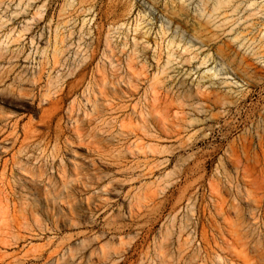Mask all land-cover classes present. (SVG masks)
<instances>
[{
  "label": "rangeland",
  "instance_id": "374dc122",
  "mask_svg": "<svg viewBox=\"0 0 264 264\" xmlns=\"http://www.w3.org/2000/svg\"><path fill=\"white\" fill-rule=\"evenodd\" d=\"M214 1L0 0V264H264V0Z\"/></svg>",
  "mask_w": 264,
  "mask_h": 264
},
{
  "label": "bare ground",
  "instance_id": "6f19581e",
  "mask_svg": "<svg viewBox=\"0 0 264 264\" xmlns=\"http://www.w3.org/2000/svg\"><path fill=\"white\" fill-rule=\"evenodd\" d=\"M222 3V0H215L214 1V5L213 7L214 8H217L221 5ZM168 13H170L171 15H174L172 11L170 10H167ZM189 42L191 44H199L200 43V38L198 35L196 34H191L189 36ZM224 52V51H223ZM158 57V56H157ZM220 62L225 66V67H228V65L223 62L222 59H220ZM198 66V65H197ZM220 66V64H219ZM196 67V66H195ZM163 68V72L164 73H167L169 72V69L171 68V66H169L168 62H165V64H163L162 66ZM41 69V68H40ZM189 71V70H188ZM187 71V72H188ZM37 76V75H36ZM181 81V80H180ZM197 84H206V85H213V84H216V85H219V86H223V85H226L228 83H230L227 79V77H224V78H219V79H216L214 74L211 73V68L208 67L204 70H201V73L199 75V78L197 79ZM234 83H237V81ZM56 94V93H55ZM209 99V96L205 93H202V92H197L195 93L194 95H191V98L190 99H187L185 101V104L186 106L188 107V109L190 110V112H193V113H202L204 112L207 108H206V103ZM209 105V104H208ZM155 113V112H154ZM139 115V114H138ZM69 118V117H68ZM27 125V124H26ZM75 126V125H74ZM139 126V125H138ZM184 127V126H183ZM75 131V129H74ZM76 133V132H75ZM79 145V144H78ZM127 147V146H126ZM154 147V146H153ZM126 149V148H125ZM86 150V149H85ZM117 155V154H116ZM27 157H30V155H27ZM75 156H72L71 157V162H72V165L74 166H77L78 163L77 161L74 159ZM55 158V157H54ZM144 160V159H143ZM146 161V160H145ZM132 162V161H131ZM73 166V167H74ZM127 167V166H126ZM131 170V169H130ZM24 173V172H23ZM31 173V178H22V181L26 184V186L29 188V189H33L37 192V194L40 196L41 199H43L45 202H47L49 200V197L46 195H44V192H47L49 191L48 187H50L52 185V182H53V179L50 177L48 178V181L46 183H43L42 184V190H44L43 194L41 193L40 194V189H39V182L33 177L34 174H37L36 176H38V178H40L43 174V171L42 169L38 168L37 169V173L34 172V169L32 171H30ZM62 173V171H61ZM60 175V174H59ZM61 176V175H60ZM59 176V177H60ZM30 177V176H29ZM61 179V178H60ZM106 185V184H105ZM137 185V184H136ZM146 185V184H145ZM73 189V188H71ZM144 192V191H143ZM153 193V192H152ZM143 195V194H142ZM138 196V195H136ZM143 197V196H142ZM31 198V197H30ZM54 200V199H53ZM103 200H105L103 198ZM85 201V199H84ZM90 201V200H89ZM88 200L85 201V202H82L80 201L78 204L79 205H83L82 203H85L86 205H88L90 202ZM100 203H104L102 200H99ZM12 204V203H11ZM26 205V204H25ZM5 208V207H4ZM138 210V209H137ZM0 211H1V208H0ZM21 212V211H20ZM130 212V211H129ZM33 213V212H32ZM2 214V213H1ZM0 214V215H1ZM31 214V213H30ZM121 215V214H120ZM12 216V215H11ZM118 218V217H117ZM17 226V225H16ZM164 231V230H163ZM119 236V235H118ZM95 237V236H94ZM119 239V238H118ZM164 239V238H163ZM121 241V240H120ZM214 242V241H213ZM179 246V245H178ZM101 247V246H100ZM106 248V247H105ZM160 248V247H159ZM180 248V247H179ZM178 249V248H177ZM91 252V251H90ZM102 252V251H101ZM145 255V254H144ZM158 256V255H157ZM99 257V256H98ZM89 258V257H88ZM163 259V257H161ZM177 258V257H176ZM92 259V258H91ZM56 260V259H55ZM163 261V260H162ZM56 262V261H55ZM159 262V261H158ZM87 263V262H86ZM165 263H167L165 261ZM79 264V263H78ZM138 264V263H137ZM161 264V263H160Z\"/></svg>",
  "mask_w": 264,
  "mask_h": 264
}]
</instances>
